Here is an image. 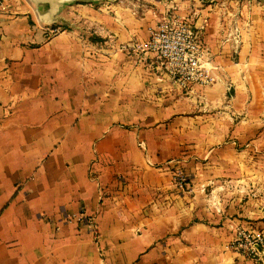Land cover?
Returning a JSON list of instances; mask_svg holds the SVG:
<instances>
[{
	"label": "crops",
	"instance_id": "1",
	"mask_svg": "<svg viewBox=\"0 0 264 264\" xmlns=\"http://www.w3.org/2000/svg\"><path fill=\"white\" fill-rule=\"evenodd\" d=\"M234 1H6L0 264H264L232 248L264 224L239 171L264 143V32L228 39ZM169 12L207 25L212 85L141 51Z\"/></svg>",
	"mask_w": 264,
	"mask_h": 264
},
{
	"label": "built area",
	"instance_id": "2",
	"mask_svg": "<svg viewBox=\"0 0 264 264\" xmlns=\"http://www.w3.org/2000/svg\"><path fill=\"white\" fill-rule=\"evenodd\" d=\"M7 0H0V13ZM168 16L150 33L149 40L140 48L144 54H154L162 61V70L167 79L176 85L190 89L192 86H209L215 82L211 70L210 50L201 42L204 27H198L189 19ZM51 33L56 34V30ZM235 39V38H234ZM126 48V47H125ZM135 49V48H134ZM178 187L185 189L187 178L177 175ZM250 229H238L232 248L239 254L254 260L264 258V236Z\"/></svg>",
	"mask_w": 264,
	"mask_h": 264
},
{
	"label": "rangeland",
	"instance_id": "3",
	"mask_svg": "<svg viewBox=\"0 0 264 264\" xmlns=\"http://www.w3.org/2000/svg\"><path fill=\"white\" fill-rule=\"evenodd\" d=\"M130 2H134L137 0H129ZM228 1L229 3H232L234 0H225ZM235 5L233 10V12H229L228 11V6L226 8V6L223 8L224 10H227L224 15L227 17H230L226 22L225 25L227 26V31L226 34L228 35V39L230 40H236V43L240 44L242 43L241 39H242V31H247L248 29H255L258 32H264V0H235L234 1ZM233 19V21L231 20ZM252 19H254V21H252ZM231 21V22H230ZM207 23V22H206ZM205 23H203V27L204 30L206 29L207 25H204ZM203 30V31H204ZM235 38V39H234ZM248 157V156H247ZM251 159V165L248 166V168L246 169H242L239 170L240 172H243L244 175L245 174H250L247 177H257V183L255 185L257 192L259 193L257 195V201H262L264 202V143H262L259 147H255L254 149H251L249 151V158ZM236 170H238V168H236ZM253 174H251V173ZM246 177V176H245ZM246 187H248L247 185H245ZM252 188H254V186H252ZM242 189L241 187H238L237 190ZM259 190L263 191L260 192ZM246 193V192H245ZM263 194V195H262ZM247 195V194H245ZM259 195H262V198L259 197ZM236 197H242L241 201H239V203L246 204L248 202V196H242L240 194H238ZM264 223V222H263ZM264 224L256 227H252V229H250V231H254L256 234V232L258 234H262L264 236ZM256 261V260H255Z\"/></svg>",
	"mask_w": 264,
	"mask_h": 264
}]
</instances>
